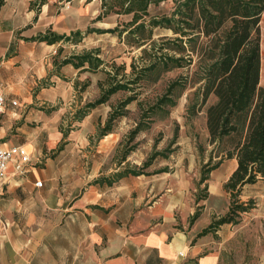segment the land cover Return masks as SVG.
<instances>
[{"label": "crops", "instance_id": "obj_1", "mask_svg": "<svg viewBox=\"0 0 264 264\" xmlns=\"http://www.w3.org/2000/svg\"><path fill=\"white\" fill-rule=\"evenodd\" d=\"M32 1L0 0V90L6 98L0 142L23 146L30 156L23 172L10 163L0 184V264H225L226 224L202 232L220 216L237 159L212 170L201 185L208 197L199 203L193 163L163 176L118 175L128 156L116 169H103L100 157L118 137H95L98 116L88 112L67 135L60 129L80 87H99L106 78L107 67L91 72L60 65L80 53L76 48L95 33L88 28H99L101 0H48L40 7ZM78 30L84 34L78 43L38 38Z\"/></svg>", "mask_w": 264, "mask_h": 264}, {"label": "trees", "instance_id": "obj_2", "mask_svg": "<svg viewBox=\"0 0 264 264\" xmlns=\"http://www.w3.org/2000/svg\"><path fill=\"white\" fill-rule=\"evenodd\" d=\"M163 1L166 0H101V13L96 20L101 21L112 13L131 15V19L113 28H88L87 33H117L130 47L141 48V58L146 63L136 66L133 60L131 73L128 74L125 64L113 62L115 70H106V78L99 84L101 95L89 102L86 108L106 103L119 91H129L132 93L120 102L125 108L138 100L136 86L144 81L157 82L165 73L175 69H186L187 73L172 80L164 94L149 108L164 110L165 105H175V91L187 86H197L202 104L211 96L215 98L206 111L208 141L213 148L208 161L202 166L197 186L200 188L206 183L212 170L224 160L235 157L238 165L224 184L230 196L229 209L224 215L213 216L210 226L202 232L205 234L224 224H237L241 214L252 209L255 203L253 199L241 201L243 188L264 179V88L260 85L264 0H173L174 6L169 14L152 16L150 6ZM47 2L33 0L31 4L40 7ZM156 28L170 31L171 35L155 39ZM72 36L50 31L38 38L50 44L61 40L78 43L84 38L80 30ZM69 63L78 68L84 67V71L95 72L105 67L107 62L101 49L95 48L73 54L63 59L60 65ZM139 104L142 106V101ZM85 111L78 117L79 121L86 116ZM123 112L117 107L114 109L100 128L98 138L112 132L115 120ZM148 127L139 122L130 132L131 139ZM176 138L174 136L172 142H176ZM167 150L154 151L141 167L125 168L118 175L146 173L153 160L166 156ZM128 155L129 152H126L123 160ZM167 170L168 167H165L156 173ZM204 190L205 194L196 195L197 203L207 199V185ZM201 208L198 206L193 220L199 216Z\"/></svg>", "mask_w": 264, "mask_h": 264}, {"label": "rangeland", "instance_id": "obj_3", "mask_svg": "<svg viewBox=\"0 0 264 264\" xmlns=\"http://www.w3.org/2000/svg\"><path fill=\"white\" fill-rule=\"evenodd\" d=\"M173 6V0H166L158 5L152 4L149 11L152 16L169 14ZM130 19L131 15L119 16L112 13L99 22V28H113ZM261 32L264 77V13ZM162 35H171V32L160 28L154 30L155 39ZM95 48L101 49L102 56L107 62L105 67L111 71L115 70L113 62L117 65L125 64V72L128 74L131 73L133 60H135L136 66L146 63L141 58V48L130 47L120 39L117 33L95 32L87 36L76 49L82 53ZM70 49L67 48V51ZM186 73V69H175L165 73L157 82L144 81L135 87L139 93L138 100L132 101L125 108L121 107L120 102L132 92L119 91L113 94L106 103L87 109L86 105L95 101L101 95L102 90L100 86L89 87L87 90L85 87H80L79 90L82 94L78 91L75 97H72L61 121L60 129L66 132L77 127L80 122L78 117L86 110L87 113L93 112L94 116H98L99 125L95 134V137L98 138L100 128L105 125L108 117L117 107L118 111H124L113 124L112 132L117 134L118 140L112 145L108 154L100 157L103 169H116L123 161L126 152H129V161L122 168H139L154 151L168 149L166 156L161 155L155 158L145 172L155 174L165 167H168V172L171 170L180 172L185 169V166H190L193 163V172L196 173V178L199 180L202 166L208 161L213 148L209 145L207 136L206 111L207 107L215 102V98L211 96L205 104H202L201 93L196 91L197 86H187L175 91L173 96L176 100L175 105H165L164 110L149 108L157 101L158 97L164 94L172 80ZM139 101H142V106ZM146 114L148 117L145 116ZM139 122L149 125V127L141 130L134 139H131L130 132ZM174 136H177L176 142H172ZM159 173L162 176L165 175L163 172ZM114 175L116 176V174ZM196 187V195L205 194L206 190L204 187L199 188L197 182ZM250 199L254 200V207L248 212L242 213L237 224H226L222 233L221 244L225 249V264H264V179L243 188L241 201L247 202ZM229 205L230 196L227 192V198L221 200L220 215H224L228 211Z\"/></svg>", "mask_w": 264, "mask_h": 264}, {"label": "built area", "instance_id": "obj_4", "mask_svg": "<svg viewBox=\"0 0 264 264\" xmlns=\"http://www.w3.org/2000/svg\"><path fill=\"white\" fill-rule=\"evenodd\" d=\"M13 104H16L14 102ZM6 108V98L0 90V115ZM30 161V156L27 150L20 145H7L0 142V184L5 177L8 166L12 162L17 163V167L23 172L24 165ZM38 186H42V182L37 183Z\"/></svg>", "mask_w": 264, "mask_h": 264}]
</instances>
